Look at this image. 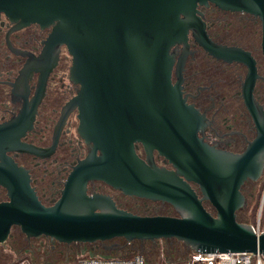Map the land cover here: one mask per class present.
<instances>
[{"label":"water","instance_id":"obj_1","mask_svg":"<svg viewBox=\"0 0 264 264\" xmlns=\"http://www.w3.org/2000/svg\"><path fill=\"white\" fill-rule=\"evenodd\" d=\"M209 3L258 15L264 29V0H0V17L18 28L53 27L43 59L66 47L72 58L70 81L79 86L68 110H78V134L92 146L73 168L60 198L46 206L28 170L7 155L40 154L21 141L31 123L24 126L20 114L0 125V186L8 196L0 202V247L17 227L28 239L46 237L65 244L175 239L192 252L264 255V231L257 234L253 225L237 220L246 203L242 185L263 173L264 121L246 153L216 150L198 137L202 116L171 83V49L187 43L188 31L200 20L197 7ZM203 37L210 53L254 63L246 53ZM255 78L253 68L248 93ZM136 143L145 147L147 161L136 153ZM154 150L175 169L158 167L152 160ZM91 181L104 182L126 196L167 203L178 216H142L120 209L110 196L89 194ZM191 183L198 185L201 197Z\"/></svg>","mask_w":264,"mask_h":264},{"label":"flooded vegetation","instance_id":"obj_2","mask_svg":"<svg viewBox=\"0 0 264 264\" xmlns=\"http://www.w3.org/2000/svg\"><path fill=\"white\" fill-rule=\"evenodd\" d=\"M197 11L200 20L197 27L188 31L187 43L171 49V83L180 90L185 104L202 116L198 121V137L216 150L242 155L257 139L259 123L264 121L263 21L250 12L225 10L212 3L199 5ZM52 29L38 24L18 28L4 15L0 17V125L23 114L26 120L23 125L31 123V127L25 130L21 141L40 151L39 155L18 151L7 155L28 170L31 185L46 206L60 198L73 168L86 159L92 148L78 134V110H68V103L77 95L79 86L70 81L72 58L66 47L60 46L46 60L41 57ZM203 36L216 46L246 53L254 63L225 60L221 53H210L202 44ZM253 68L256 78L248 93L246 85ZM46 72V85L40 94V81ZM135 145L138 156L147 161L143 144ZM152 160L158 167L175 169L157 150L153 151ZM191 185L201 197L198 185ZM263 187L264 169L258 180H248L242 185L246 203L237 212L240 223L253 225L249 204L258 199ZM88 193L110 196L120 209L137 215L178 216L167 203L126 196L101 181L89 182ZM7 200L6 190L0 186V202ZM204 205L214 210L209 201H204ZM255 225L264 231V221ZM105 243L65 244L46 237L28 239L20 232L19 238L10 236L0 250L33 248V257L27 259L30 262L40 259L57 263L84 254L99 257L100 249L108 246Z\"/></svg>","mask_w":264,"mask_h":264},{"label":"rangeland","instance_id":"obj_3","mask_svg":"<svg viewBox=\"0 0 264 264\" xmlns=\"http://www.w3.org/2000/svg\"><path fill=\"white\" fill-rule=\"evenodd\" d=\"M68 62H70V60L68 59ZM250 207V211L253 208V211L249 213L251 214L250 216V223H252L253 225L260 223V221H264V187L262 189V192L260 194V196L258 197V199L254 202H250L249 204ZM175 213V212H174ZM165 216H169V215H165ZM19 230L18 229H14L11 232V236H14L15 239L19 238ZM157 244L160 246V253L157 255L152 254L150 252L147 251V247H145V249H142V246L139 247V249L141 250V252H143V254H145V256L152 262L151 264H177L180 263L184 260H186L189 257V254L183 255L182 257H174V258H169L166 253L164 252V248L165 247V240H158ZM37 247V246H36ZM130 247V246H129ZM127 248V250L122 254V256L120 257H126L128 255V251L129 249H138V244L134 243L130 248ZM15 251H11L9 249H6L4 252V254L6 255V259L5 262L2 264H21L19 263V261H24L27 259H30L33 257V248L31 251L28 250H21V248H17L14 249ZM146 250V251H145ZM136 255V253L130 252L129 254V258H133ZM88 255H80L76 258H74L73 260H68L67 258H63L62 261H59L57 263H47L43 260L40 259H35V261L32 263L29 261L31 264H76V262L78 261V259H80L81 257H86ZM101 257V256H100ZM31 260V259H30ZM28 263V264H30Z\"/></svg>","mask_w":264,"mask_h":264},{"label":"built area","instance_id":"obj_4","mask_svg":"<svg viewBox=\"0 0 264 264\" xmlns=\"http://www.w3.org/2000/svg\"><path fill=\"white\" fill-rule=\"evenodd\" d=\"M257 234L262 232L259 225H254ZM21 264L30 263L27 260L19 261ZM149 262L141 254L129 257H81L76 264H148ZM184 264H264V255L251 253H202L192 252L182 262ZM31 264V263H30Z\"/></svg>","mask_w":264,"mask_h":264},{"label":"trees","instance_id":"obj_5","mask_svg":"<svg viewBox=\"0 0 264 264\" xmlns=\"http://www.w3.org/2000/svg\"><path fill=\"white\" fill-rule=\"evenodd\" d=\"M207 210L210 211L211 213H215L214 210H211L210 207H207ZM14 229H18L17 227L13 228L12 231ZM19 232H21L19 230ZM166 244L164 248V252L166 253V255L169 258H174V257H182L183 255L189 254V256L191 255L192 251L189 247L185 246L183 243H180L178 241H176L175 239H170V240H165ZM108 246L113 245V247L109 250L107 249H100V252L98 254V256L100 257H108V258H113V257H120L122 256V254L127 250V248L130 246H132L134 243L138 244V249L139 247L142 246V249H145V247H147V251L157 255L160 253V246L157 244V241L155 242H151V241H145L143 243H141L140 241H134L131 244H127V242L123 239H115L109 242H106ZM105 243V244H106ZM129 247V248H130ZM146 251V250H145ZM130 252L136 253V254H141L145 257V259L149 262L148 264H151L152 262L145 256V254H143V252H141V250H135V249H129V251L127 252L128 255L126 257H129ZM6 255L4 254L3 250H0V264L5 262L6 259ZM185 261V260H184ZM182 261V262H184ZM177 263V264H184V263Z\"/></svg>","mask_w":264,"mask_h":264}]
</instances>
